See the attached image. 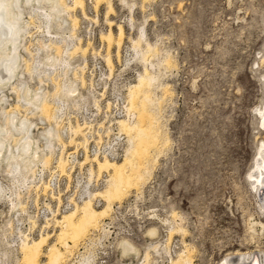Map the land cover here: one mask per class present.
I'll use <instances>...</instances> for the list:
<instances>
[{
	"label": "rangeland",
	"instance_id": "1",
	"mask_svg": "<svg viewBox=\"0 0 264 264\" xmlns=\"http://www.w3.org/2000/svg\"><path fill=\"white\" fill-rule=\"evenodd\" d=\"M67 2L73 4L72 0ZM84 2L89 18L80 8L72 16L79 19L78 36L88 51L85 58L81 52L75 54L72 63L83 68L84 62L89 68L98 63L107 67L104 60L111 55L114 68L138 73L134 85L148 68L158 77L154 98L160 103L157 108L163 139L170 141L160 147L161 154L144 189L133 190L122 202H134L132 212L117 215L99 244L86 246L109 222L111 211L66 264H75L84 254H90L94 264L148 263L143 255L158 245L155 243L161 247L167 243L164 252L171 251L173 257L185 250V244L190 245L193 264H221L237 253L264 252L263 202L250 180L264 147V118L260 113L264 111V0H112L116 12L110 16L108 0ZM69 23L68 28L60 30L65 37L70 35ZM32 25L27 32L33 34L25 43L34 53L39 50L38 42L47 41L49 35L42 33L45 24L40 21ZM119 26L125 31L120 51ZM110 30L116 42L108 49L102 35ZM142 35L155 50L148 63L141 59L140 51L132 49V40ZM48 53L40 51L39 56L44 58ZM59 57L66 55L61 53ZM35 79L28 83L33 90L43 86L53 91L54 83L60 81L50 83L49 79L37 84L39 80ZM7 93L9 103L14 104L16 93L8 89ZM70 105L77 107L76 103ZM24 111L19 110L22 115ZM37 122L40 127L46 126L43 121ZM63 133L68 151L73 150L75 142L68 144L69 134ZM3 180L10 188L11 184ZM100 200L94 205L102 209L105 202ZM1 211L0 237L9 236L13 245L9 252H13L4 255L1 251L0 264H23L19 262L20 232H4L1 227L4 219L8 222L12 217L11 204L0 201ZM179 228L185 233L178 232ZM153 229L157 230L154 237L150 233ZM58 230L53 225L48 233ZM122 241L134 245L140 254L124 255L119 246ZM54 242L55 237L50 244ZM160 252V246L159 251L151 252V264H161L166 258L163 253L157 254Z\"/></svg>",
	"mask_w": 264,
	"mask_h": 264
},
{
	"label": "bare ground",
	"instance_id": "2",
	"mask_svg": "<svg viewBox=\"0 0 264 264\" xmlns=\"http://www.w3.org/2000/svg\"><path fill=\"white\" fill-rule=\"evenodd\" d=\"M67 1L0 0V201L7 202L12 207L21 201L23 189H31V181L38 176L41 168L44 170L54 160H57L61 170L66 169L69 146L63 135L65 130L69 134L68 144L72 145V142H75L73 145L82 146L85 150L88 148L83 126L80 123L74 125L72 122L65 124L60 117L66 105L76 103L77 106L78 96L84 102L99 104L97 99L81 92L86 85L84 68L87 62H84V68L72 63L75 54L81 52L85 58L88 51V47L82 46V39L78 36L79 19L72 16V13L80 8L84 17L89 18L85 13V2L84 0H72L73 4L70 5ZM101 1L96 0L97 3ZM114 12L116 11L112 0H108L107 15H113ZM110 20L111 18L108 19V25L111 27L113 23ZM35 21L45 24L42 33H47L49 39L40 40L39 50L33 53L25 42L26 38L33 34L27 32V29L32 27ZM68 22H70L68 32L70 35L65 37L60 30L66 29ZM124 37V28L119 26L117 40L119 51ZM102 40L106 41L108 49H111L114 41L116 42L113 31L110 30L107 34H103ZM145 42L143 35L139 36L136 40H132V49L135 52H142V49L146 51L145 54L140 52L139 54H142L141 59L148 63L150 54L155 50L148 42ZM144 43L146 50L143 48ZM40 51H49V53L42 58L43 56H39ZM61 53H64L66 58L59 57ZM110 56L108 55L104 61L112 71L114 64ZM165 62L171 65L169 60ZM35 77L37 78L35 80H39L37 84L38 82L43 84L49 79L50 83L57 80L61 82L54 83L53 91L44 89L43 86L33 90L28 83ZM157 80L158 77L145 68L137 83L129 88L128 117L120 120L121 131L126 134L129 143L124 159L120 161L94 158L90 161L93 169H91V164L88 173L89 182L106 174L108 176L105 189L92 192L89 198L81 204L82 206L78 205L60 219L57 218L54 222V225L59 228L57 233L45 232L37 239L29 240L20 232L21 260L19 262L23 264H66L69 257L91 231L99 229L103 219L111 215L110 212L115 204H121L133 190L141 192L144 189L153 175L155 168L153 164L157 162L161 154L160 147H164L170 141L168 138L163 139V126L157 108L160 103L154 98L153 91ZM7 89L17 95V98H14L16 99L14 104L9 103L10 95ZM20 109L25 110V115L19 112ZM260 113L264 118V111ZM39 120L43 121L46 126L40 127L37 122ZM41 129L43 130L39 131ZM80 136L81 141H76ZM255 168L254 173L250 175V180L262 198L264 209V147L255 163ZM1 179L7 180L11 187L4 185V180ZM98 198L105 202L102 209L94 205V201ZM261 225L264 227L263 224ZM174 231H171V236ZM177 231L185 233L182 228ZM150 233L154 237L157 230L153 229ZM53 237H55V242L50 244ZM155 244H158L161 249V252L157 254L163 253L172 257L170 264H193L190 245L185 244V250L173 257L171 251L164 252L167 243L164 247H161L159 243ZM158 245H151L152 247L147 249L143 255L144 261L151 262V252L159 251ZM11 246L13 245L8 235L0 237V254L3 251L2 254L7 255ZM119 246L124 255L140 254V251L127 241H122ZM12 252L9 254L11 255ZM42 258L46 259L45 263L42 262ZM94 263L95 260L90 254H84L75 264ZM148 263L143 262L142 264ZM221 264H264V252L237 253L226 257Z\"/></svg>",
	"mask_w": 264,
	"mask_h": 264
},
{
	"label": "built area",
	"instance_id": "3",
	"mask_svg": "<svg viewBox=\"0 0 264 264\" xmlns=\"http://www.w3.org/2000/svg\"><path fill=\"white\" fill-rule=\"evenodd\" d=\"M137 75L138 73L125 67L111 71L101 63L93 64L91 68L85 66L86 85L81 92L91 95L99 104L84 102L78 96L80 105H66L60 117L65 124L72 122L83 126L88 148L85 150L82 146L75 145L73 150H69L64 171L57 160L48 168H41L38 176L31 181V189H23L21 202L12 207L10 221L3 220L1 227L4 232L15 229L29 240L37 238L48 232L57 218L81 205L92 192L106 186V174L89 182L88 173L92 164L90 161L94 158L121 160L124 157L128 142L126 134L121 131L120 120L128 117L127 95L129 88L137 80ZM65 132L68 133L66 130ZM134 204L126 201L116 205L111 219L101 233L97 232L85 245L100 242L107 229L114 224L117 215L131 213ZM0 215L3 217V211ZM171 258L166 255L160 263L170 264ZM151 263L152 261L149 264Z\"/></svg>",
	"mask_w": 264,
	"mask_h": 264
}]
</instances>
